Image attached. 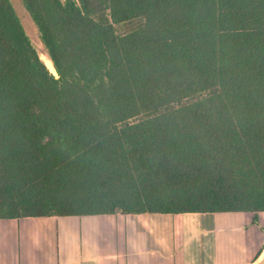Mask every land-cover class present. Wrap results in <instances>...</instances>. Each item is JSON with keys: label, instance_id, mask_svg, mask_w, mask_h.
<instances>
[{"label": "trees", "instance_id": "16d2710c", "mask_svg": "<svg viewBox=\"0 0 264 264\" xmlns=\"http://www.w3.org/2000/svg\"><path fill=\"white\" fill-rule=\"evenodd\" d=\"M0 0V219L264 212V0Z\"/></svg>", "mask_w": 264, "mask_h": 264}, {"label": "crops", "instance_id": "0c3cea01", "mask_svg": "<svg viewBox=\"0 0 264 264\" xmlns=\"http://www.w3.org/2000/svg\"><path fill=\"white\" fill-rule=\"evenodd\" d=\"M0 264H264V212L0 219Z\"/></svg>", "mask_w": 264, "mask_h": 264}, {"label": "rangeland", "instance_id": "374dc122", "mask_svg": "<svg viewBox=\"0 0 264 264\" xmlns=\"http://www.w3.org/2000/svg\"><path fill=\"white\" fill-rule=\"evenodd\" d=\"M28 37L32 41L33 45L35 46L38 53L46 54V50L41 42L40 34L38 32L37 27L35 26L31 16L23 6L21 0H10ZM65 1V0H62Z\"/></svg>", "mask_w": 264, "mask_h": 264}, {"label": "bare ground", "instance_id": "6f19581e", "mask_svg": "<svg viewBox=\"0 0 264 264\" xmlns=\"http://www.w3.org/2000/svg\"><path fill=\"white\" fill-rule=\"evenodd\" d=\"M41 59L47 64L48 68H50L51 72L56 74L52 62L49 60L48 56L45 53H41Z\"/></svg>", "mask_w": 264, "mask_h": 264}, {"label": "water", "instance_id": "95a60500", "mask_svg": "<svg viewBox=\"0 0 264 264\" xmlns=\"http://www.w3.org/2000/svg\"><path fill=\"white\" fill-rule=\"evenodd\" d=\"M50 60V59H49ZM56 75V74H55Z\"/></svg>", "mask_w": 264, "mask_h": 264}]
</instances>
